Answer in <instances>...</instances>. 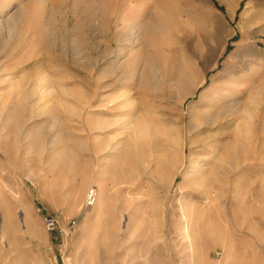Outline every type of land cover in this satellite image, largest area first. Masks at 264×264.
I'll return each instance as SVG.
<instances>
[{
	"label": "rangeland",
	"instance_id": "rangeland-1",
	"mask_svg": "<svg viewBox=\"0 0 264 264\" xmlns=\"http://www.w3.org/2000/svg\"><path fill=\"white\" fill-rule=\"evenodd\" d=\"M67 258L264 264V0H0V264Z\"/></svg>",
	"mask_w": 264,
	"mask_h": 264
},
{
	"label": "bare ground",
	"instance_id": "bare-ground-1",
	"mask_svg": "<svg viewBox=\"0 0 264 264\" xmlns=\"http://www.w3.org/2000/svg\"><path fill=\"white\" fill-rule=\"evenodd\" d=\"M98 205H99V203H98ZM213 209L214 210L216 209L217 213L220 214L221 216L223 215V217H221L220 220H221V229H223L224 231L230 232V230H234V231L239 232V233H246L247 230H251V227H252L251 225L249 226V224H247L248 225L247 226V225H244L243 223H240L238 221V218H234V220L232 222H230L229 219L226 220V211L225 210L221 211L219 209V206L217 207V206L214 205V206L209 207L207 209H205V208L204 209H202V208H198V209L197 208H193L190 211H189V209L185 208L184 217H186V219H185L184 225L181 228V233H180V235L183 237V239L185 241L181 242L179 244L181 247L189 249L191 251H193L194 249H199L200 247H197V244L195 243V239H194L195 234L197 233V231L200 233V237H202V238H206L207 236L213 235L212 229L207 227V225H205L203 222H201V221L195 222L194 221L195 215H197V217L203 218V216H206L207 214H210L211 210H213ZM4 232H6V231H4ZM176 232H178V231H176ZM203 245H204L203 249H205V248H207L209 246V244H203ZM156 249L159 250L160 246H157Z\"/></svg>",
	"mask_w": 264,
	"mask_h": 264
},
{
	"label": "built area",
	"instance_id": "built-area-1",
	"mask_svg": "<svg viewBox=\"0 0 264 264\" xmlns=\"http://www.w3.org/2000/svg\"><path fill=\"white\" fill-rule=\"evenodd\" d=\"M97 199V193L94 189H91L86 196V205L87 206H93L96 202ZM44 225L45 228L48 231H59L60 234L64 235V236H68L70 231L67 229L66 231L62 229L61 224H60V220L58 219V217L54 216V215H45L44 216ZM63 264H82L80 262H76V261H72L70 258H67L66 260H63Z\"/></svg>",
	"mask_w": 264,
	"mask_h": 264
}]
</instances>
